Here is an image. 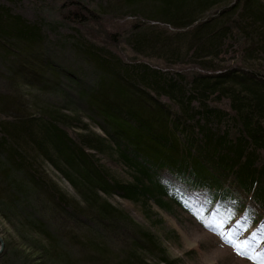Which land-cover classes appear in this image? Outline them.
I'll list each match as a JSON object with an SVG mask.
<instances>
[{
	"label": "trees",
	"instance_id": "1",
	"mask_svg": "<svg viewBox=\"0 0 264 264\" xmlns=\"http://www.w3.org/2000/svg\"><path fill=\"white\" fill-rule=\"evenodd\" d=\"M6 1L0 4V47L14 50L37 34L11 13L12 0ZM104 1L131 8L140 0ZM149 1L156 2L160 20L172 30L167 37L173 38L149 25L132 31L124 42L141 59L133 61L115 53L114 34L99 43L82 33L100 30L106 18L101 11L79 0L61 1L62 24L81 38L80 54L98 73L94 87L77 84V99L64 94L81 108L85 103L86 118L101 123L103 135L82 124L79 113L0 94V217L34 246L31 253L40 264H112L110 232L130 233L132 245L157 248L162 264H176L107 197L146 210L151 203L166 211L186 204L188 212L211 220L215 208L238 194L239 211L264 217V0ZM215 9L220 10L215 14ZM140 25L134 23V29ZM237 36L243 44L235 47ZM232 47L234 57L227 60ZM157 60L164 67L149 64ZM235 61L236 67L215 73ZM179 62L195 69L176 72ZM44 164L70 185L79 202L47 176ZM132 254L114 255L113 264H142ZM17 262L33 264L14 250L0 254V264Z\"/></svg>",
	"mask_w": 264,
	"mask_h": 264
},
{
	"label": "rangeland",
	"instance_id": "2",
	"mask_svg": "<svg viewBox=\"0 0 264 264\" xmlns=\"http://www.w3.org/2000/svg\"><path fill=\"white\" fill-rule=\"evenodd\" d=\"M61 1L12 0V3L8 2L11 5L9 7L11 13L18 15V17L29 23L35 30L37 38L36 40L28 39L27 44L26 42L22 43L17 48L15 47L14 50L8 48L3 50L4 48L0 47V94L8 96L21 95V99L27 104L29 103L30 106L37 98L50 104L55 109L61 110L64 114L79 113V121L82 124L89 123L94 128V132L98 135H103L98 126L101 123H93V126L92 122L86 118L87 114L82 109L85 103H79L82 105L81 108V106L69 102L66 97L69 94L72 98L77 99L75 96L77 95L76 92H78L77 84L84 85L86 88L94 87L93 82L95 77L97 79L98 73L91 65L86 64V59L80 54L82 50L78 41L81 38L79 39L72 29L62 24V18H60L59 13ZM79 1L90 9L101 11L106 17L102 20L101 32L99 28L97 31L94 27L90 29L91 31H87L88 34L86 31L82 33L88 36L90 33V35L95 37L94 41L99 43H105L108 41L109 34H114L118 39L116 40L118 47L114 48V51L125 60H141L130 52L128 49L129 45L124 42L127 38L126 36L131 35L134 31H143L149 25L156 27L151 31L163 35L165 38H173V36L167 37L168 32L172 30H170L169 24L160 20L158 16L160 10H156L158 8L156 2L151 4L149 0H140L131 8H120L112 3L108 4L109 1L105 2L104 0ZM234 1L231 0V3L233 4ZM4 2L7 1L0 0V4ZM4 5L8 6L7 4ZM219 10L215 9L214 13L216 14ZM67 11H70V7L61 12L63 14ZM157 17L161 22L151 20L157 19ZM114 20L118 22L113 24L111 21ZM134 23L141 25L136 26L137 28L134 29ZM235 43V47H237V44L242 45L243 37L237 36ZM227 50L226 59L229 60L234 57V47L231 49L227 48ZM225 56L221 59H224ZM226 59L224 60L226 61ZM149 64L159 68L164 67L159 60L156 62L150 61ZM179 64L180 66L174 69L176 72L190 73L195 69L193 68L192 70L191 66H184L188 63L179 62ZM236 65V61L221 64L222 70H218L215 73H225V69H232L231 67H236ZM163 70L165 72V69ZM52 72L59 75L58 79H54ZM18 78L22 82H19ZM83 88L86 90L85 87ZM95 121V123H98L96 119ZM77 132L80 133V131ZM177 136L180 140L179 137L181 135L178 134ZM102 161L108 169L118 176V171L114 166H111L105 160ZM44 170L61 191L71 199L79 202L78 196L73 192L70 185L62 180L50 165L44 164ZM237 195L235 194L234 200L225 201L215 208L216 213L211 220L188 212L190 208L186 204L180 207L173 205L171 209L166 211L159 210L152 203L149 210H146L118 196L107 197V201L118 211L124 212L138 229L150 233L151 239L154 241L157 239L160 247L165 249L170 261L176 264H252L250 260L238 255L231 243L226 242L222 238V235L229 236L232 238V243L239 241L242 245L247 241L246 254H255L257 258L264 257V217L254 212L239 211L241 208L239 201H242V197ZM100 196L104 199L103 195L100 194ZM187 196L192 198L200 197L199 194L193 193L187 194ZM183 200H186V198ZM180 203L183 204V201L180 200ZM235 207H238V211L235 210ZM64 223L68 224V229L72 228L71 222ZM116 229L118 228L116 227ZM81 232L86 234L85 231ZM23 233L25 234L23 235L24 237L30 239L27 231H23L21 234ZM110 233L111 241L107 247L112 253L111 262L115 263L116 257L114 255L122 252H131L133 253L132 255L136 256L137 261L142 264H162L157 248L145 249L139 245H132L133 236L130 233L128 235L126 233H117L118 235ZM0 239L4 245L2 251L4 249H7L8 252L14 250L19 253L22 259H27L33 264H40L38 254L31 253V249H34V246L22 242L16 229L7 222L5 223L1 217ZM16 264H19V262Z\"/></svg>",
	"mask_w": 264,
	"mask_h": 264
},
{
	"label": "snow or ice",
	"instance_id": "3",
	"mask_svg": "<svg viewBox=\"0 0 264 264\" xmlns=\"http://www.w3.org/2000/svg\"><path fill=\"white\" fill-rule=\"evenodd\" d=\"M222 238H224L226 242L231 243V246L237 251L238 255H241L243 258L250 260L252 264H264V257L257 258L255 254H246V248L248 246L247 241H245L242 245L239 241L232 243V238H230L229 236L222 235Z\"/></svg>",
	"mask_w": 264,
	"mask_h": 264
},
{
	"label": "water",
	"instance_id": "4",
	"mask_svg": "<svg viewBox=\"0 0 264 264\" xmlns=\"http://www.w3.org/2000/svg\"><path fill=\"white\" fill-rule=\"evenodd\" d=\"M3 247H4L3 242H2V240L0 239V253H1L2 249H3Z\"/></svg>",
	"mask_w": 264,
	"mask_h": 264
}]
</instances>
